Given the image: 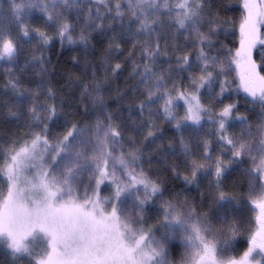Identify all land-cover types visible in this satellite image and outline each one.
Instances as JSON below:
<instances>
[{
    "label": "snow or ice",
    "instance_id": "6c2138e0",
    "mask_svg": "<svg viewBox=\"0 0 264 264\" xmlns=\"http://www.w3.org/2000/svg\"><path fill=\"white\" fill-rule=\"evenodd\" d=\"M104 5H111V0H0V68L8 65L7 86L15 102H31L26 109L28 130L0 140V249L9 264H264V0H242L235 48L220 39L223 36L226 41L235 34V22L213 11L214 7L226 9L225 0H127L126 5L117 2L101 13ZM109 17L113 23L108 31H114L119 21L122 35L135 38L126 60H132L139 47L138 59L143 62L133 61L129 73L135 78L133 90L146 93L136 105L142 122H133V131H141L145 124L156 127L152 109L147 119L143 117L149 105H157L155 115L175 121L178 133L189 128L199 132L204 123L214 126L209 129L214 139L195 145L185 143L181 135L187 174L181 176L172 166V175L186 185L199 186L204 176L212 177L210 185L216 194L210 211H198L187 199L164 200L160 180L142 167L144 147L155 142L157 133L148 131L137 147L133 137L125 139L117 117L105 114L106 102L99 94L110 78L109 69L112 77L119 75L120 63L112 65L105 57L104 82L94 71L84 85L81 100L91 99L92 108L101 114L95 123L65 120L66 130L55 136L52 127L61 123L62 112L55 103L38 102L43 80L35 93L18 91L17 70L23 75L38 67L43 74L49 62L41 51L30 59L25 56L21 63L23 44L35 39L39 49H46L58 40L61 47L66 42L87 51L89 31L105 30L103 21ZM33 18L44 29L51 28L52 34L31 27ZM165 24L178 35L186 34L185 42L195 49L176 56L175 66L162 69L160 41ZM178 47L173 45V51ZM258 47L259 64L253 58ZM111 50L110 43L107 51ZM89 66L85 61V67ZM185 72L188 84L182 76L179 81L173 79V73ZM233 93L250 98L249 112L256 113L254 106L259 104L258 123L237 111L239 100L224 103ZM205 95L211 103L203 102ZM47 98L54 100L52 89ZM180 107L182 116L177 111ZM84 110L88 111L87 106ZM9 115L19 119L16 112ZM230 127L239 131L229 133ZM213 143L220 145L221 155L231 151L227 163L220 157L212 159ZM199 148L203 163L189 159L193 149ZM168 149L175 151L172 144ZM245 158L250 162L243 170L251 178L248 197L229 196L220 190L222 180ZM245 204L253 213L247 227L234 218ZM151 208L159 213L153 223H149ZM241 243L247 246L238 251ZM177 244L183 249L178 260L172 252Z\"/></svg>",
    "mask_w": 264,
    "mask_h": 264
},
{
    "label": "rangeland",
    "instance_id": "374dc122",
    "mask_svg": "<svg viewBox=\"0 0 264 264\" xmlns=\"http://www.w3.org/2000/svg\"><path fill=\"white\" fill-rule=\"evenodd\" d=\"M111 2L112 3L115 2V4L117 2H121V3L123 2L122 4L126 5L127 0H111ZM241 5H242V0H241ZM7 7H8L7 3H4L3 8L6 10ZM121 11L126 13L127 8L122 7ZM111 21L112 19L111 17H109L106 20V24L109 25ZM25 23H29V21H25ZM82 23L83 21H81V24ZM30 24H31V27L33 28L39 27L41 29H44V25L42 24V22L36 18L31 19ZM235 26H237V29H238L239 23L238 24L235 23ZM121 29L122 28H120L118 24V26L115 28V31H112L114 32V35H111L108 37L109 43H107V47L109 46L111 40H114L115 42H117V44L118 42L120 43L122 39H127V40L130 39L131 43L136 42L135 38L130 37L126 34H123L120 36L118 33L121 31ZM44 30L48 31L49 34H52V31H53L51 28L44 29ZM79 31H80V27L78 26L76 28V32H79ZM161 35H162V39L160 41V44H161L162 55L159 58V65L161 66L162 69H167L170 65L175 66L176 56L186 54L189 52H194L195 46L192 45L191 43L185 42L186 34L178 35L175 28L169 29L167 24H165L164 28L162 29ZM236 37L239 39V35ZM143 39L144 37H140V40H143ZM180 41H182L181 44H179ZM165 44L168 45L167 47L168 50H166V48L164 47ZM51 45H53L51 48L48 47L47 49H39L38 41L35 39H33L30 43L23 44L22 47H23L24 52H23V55L20 57L21 63H23L25 56H27L30 59L33 54L39 56L41 51H43L44 55L48 58V61H49L46 64L47 71L41 74L39 68L37 67V68H29V70L23 75H21V73L17 70L14 73V75L19 77L20 79V84L18 85V91H23L25 89H28L29 94L35 93L39 87L38 82L40 80H43L42 88H40L41 94L39 96L38 102L55 103L60 106V109L58 110L62 112V115L60 117L61 123L52 127L51 134L55 136L57 134H62L66 130L63 121L67 120L70 123L75 122V118H73L74 113L71 110H69V108L75 104L74 102H72V100L69 97L64 98L65 101L61 99V95L62 96L64 95L60 93L61 88L63 86L69 85L68 82L73 81L76 84V87H77L76 90L80 96L79 98H81V93L84 89V85L88 84V82H82L81 79L91 78V75L93 74L92 69H94V65H92L91 62H89L88 58L90 57H89V54H87L88 49L86 51L83 46L79 45L76 48H71L68 50L70 51V55H72V61L77 62L78 66H80V64H82V62L84 63L85 61L89 63L90 66L87 68H84L83 70L85 73L84 75H81L79 77V76H75L74 73H71L69 76L67 72H65L64 70H59L58 72L60 73H57V71L56 73L53 71L51 72L52 61L58 58V55L56 56V54L53 53V51L59 45V41L57 40ZM173 45H179L177 50L173 51L172 49ZM217 47H219V45H217ZM69 51L65 52L64 54H68ZM255 53H258V54L256 55ZM259 53H260V49L258 47L256 50H254V57H253L257 61L258 64L261 58ZM138 56L135 59V61L138 63H143L142 61H139ZM123 57H124L123 55L115 57V61L110 62V63H112V65H115L116 60H117V63L121 64L123 62ZM192 58L193 60H195L194 55ZM7 72H8V65H4L2 68H0V140H11L15 137L20 136L23 132L28 130V120H27L26 109L31 106L30 101H25L22 105L15 102L13 90L7 86V82L9 79ZM187 76H188V73L186 74V76H184V80L186 84L189 83ZM232 76L233 77L235 76L234 72L232 73ZM123 79L125 80V78ZM173 79L174 80L180 79L179 73H173ZM50 82H52L51 84L52 86H50ZM60 84H61V88H59ZM142 87L143 86H141V88ZM233 87H235V85H233ZM49 89H52L55 93L54 100L47 98V92ZM66 94L70 96L71 90L67 89ZM99 95L103 99L105 98L104 92L100 93ZM202 99H203V102L206 104L212 102L211 97H208L206 95L202 97ZM248 99L250 98L245 97V94L243 93H240L239 95H237L236 93H233L230 97H226L224 99V103H229L232 101L239 100L240 103H239V107L237 111L239 113L250 116L252 122L258 123L259 120H258V117L256 116V113L260 112V106L259 104H256L254 106L256 109V113L249 112L248 109L253 107V105L247 103ZM79 102L80 104L81 102L84 103L88 108V111H87L88 113L82 117V120L79 123L81 125L86 124V123L94 124L97 116L101 114L92 108L91 99L89 98H85L83 100L80 99ZM180 103L182 104L183 102L181 101ZM114 105L115 104L111 106H114ZM111 106L106 105L105 114L110 113V114H113L115 117H117L115 122L117 124H120V127L123 130L125 139L127 140L128 137H133L136 141L137 147L141 146L142 140L144 139L143 137L148 131L157 132L158 125L164 124V122L167 125L175 124V121L167 122L163 119L162 116L155 115L154 110L157 107V105H149L145 108L143 117L147 119L149 117V110L152 109L153 115L151 116V120L155 123L156 127L149 128L148 125L145 124L141 131L135 132L133 131V122H135L136 125H140L142 122V118H141L139 110L137 108L134 109V108L126 107L124 111H120L121 109H119L117 105H115V107H111ZM177 111L180 113L181 116L184 114V109L182 107L178 108ZM10 112L18 113L19 119L12 118L9 115ZM121 121H123V123H121ZM7 123L13 124V127L9 128L8 126H6L5 124ZM70 123L68 124V126H70ZM5 127H7V129ZM212 127L214 126L208 123H204L203 127L200 128L199 132L193 133L192 129L189 128L183 131L182 133H178L176 137L178 138L177 140H180V137L182 135L185 143H188L190 145H195L196 143H198L199 140H202V139H207V140L214 139L215 133L209 134V129ZM228 131L229 133L238 132L239 129L238 127L237 128L230 127ZM155 147H156V142H148L147 145L144 147L145 162L143 163L142 167L145 169V171L150 177H152L153 179H159L163 187H166L167 178H166V175L164 174V170H161L162 168L161 165H163V163H161V161L158 160L157 158L152 157L153 149H157ZM194 150H195V153L197 154V158L193 157L190 159H197L199 162L203 163L204 161L200 159L203 149L199 148V149H194ZM211 152H212L213 160H215L217 157H220L221 159L225 161V163L228 162L229 157L231 156V151H228L226 155H221L220 145L215 144V143H213L212 145ZM149 157L150 159H148ZM243 163H246L245 167L241 166V164ZM249 166H250V162L247 158H245L241 163L237 165H233L231 170L225 174L222 180L220 190L229 196L240 197V198L246 199L248 197L249 190H250L251 178L243 170L245 168H248ZM180 174L181 176L187 174L186 170L184 169V172L181 171ZM211 179H212L211 176H204L199 181V186H196L197 189L199 190V193H200L199 195H201L199 200H201V202L206 201L209 207V210H205L202 212L210 211V204L213 200L214 195L216 194L214 192L215 186L210 185ZM226 188H228V190H226ZM259 190H260L259 185H257V191ZM107 192H108V189H105L103 194H107ZM172 198L178 199L180 201H184L185 199H187L189 202V205L196 207L193 201L190 200V196L185 191H182V192L177 191V193H174L171 195H164L163 197L164 200L172 199ZM160 202H161V198L158 197L156 204L159 205ZM149 211H150L149 223H153L155 221V218L159 215V213L156 208H151ZM252 215L253 213L250 211L249 206L245 204V205H241L240 209L235 213L234 218L239 219L244 225V227H247V221ZM231 218L233 217H230V219ZM246 246H247L246 243H241L237 250L242 251L243 248H245ZM182 251L183 249L180 247L179 244H177L176 247L172 249V252L177 260L179 259V256ZM0 264H9L8 258L3 253L2 249H0Z\"/></svg>",
    "mask_w": 264,
    "mask_h": 264
},
{
    "label": "trees",
    "instance_id": "16d2710c",
    "mask_svg": "<svg viewBox=\"0 0 264 264\" xmlns=\"http://www.w3.org/2000/svg\"><path fill=\"white\" fill-rule=\"evenodd\" d=\"M226 2V9H216L215 7L213 8L214 12H217L220 16L221 19H230L233 20L235 23H239V20L241 18L243 9L241 5V0H225ZM123 3V2H122ZM115 2L112 3L111 5H104L100 6V11L101 13H105L107 11L108 6H114ZM87 7V6H86ZM93 8L96 7V5L92 6ZM114 14V13H113ZM128 16H125V22L128 20ZM108 19V18H107ZM103 21L105 25V30L102 31H89L90 39H89V47H88V53L89 54V62L94 65L93 72L95 71V74L97 78L104 82V58L107 57L109 62H114L115 57L118 56H124L123 57V62L121 63L122 65V70L120 71L119 75L112 77L111 76V69H109V79L105 82V89H104V95L105 98L103 99L106 102V105L111 106L113 104L117 105L120 111H124L126 107L129 108H137L136 105L139 104L141 100L144 99L146 93H142L141 91H135L133 90L132 86L134 85L135 78L130 77L129 73L133 67V61L137 58L140 52V48L137 47L136 53L137 55L132 58V60H126V57L129 54V51L132 48V45L134 43L130 42V39H122L120 43L115 42L114 40H111V45H112V50L109 53L107 50L109 46L107 47L108 37L111 35H114V32L108 31L106 24V20ZM113 21L110 22L112 24ZM119 21H116V27L118 26ZM115 27V28H116ZM115 31V30H114ZM78 33V32H77ZM95 33V34H93ZM123 33V29L118 33L120 36ZM239 35L237 26L235 27V34L231 35L228 40L224 41V37L221 36L220 39L228 45L230 48H235L238 46V38L236 36ZM182 41L179 42L181 44ZM52 44V43H51ZM49 45L48 47L51 48L53 45ZM60 46V47H59ZM79 45H69L65 42L64 46L61 47L60 43L57 46V48L54 49L53 53L58 55L57 59H54L52 61V70L51 72L59 70H64L67 72V74L70 76L71 73H74L75 76H81L84 75V67L85 62L80 64V66L77 65V62L72 61V55H70V51L68 49L71 48H76ZM117 46L121 49L120 51H117ZM47 47V48H48ZM46 48V49H47ZM68 54H64L65 52H68ZM166 50H168L166 48ZM256 55L258 53H255ZM117 63V60H116ZM112 64V63H111ZM262 72H264V68L261 69ZM185 73H179L180 77H183V83L186 85V82L184 80V76H186ZM93 74L91 75V78H82V82H90L92 79ZM71 78V77H70ZM125 78V80L123 79ZM179 81V79H177ZM69 85L63 86L61 88V84L59 85V88H61L60 93L64 94L63 96L61 95V99L65 101L64 98H70L72 102H74L75 105L71 106L69 110H71L74 113L73 118H75L76 121H81L82 117L86 115L88 112H85V104L79 102L81 98H79V94L77 93V87L76 84L73 81L68 82ZM52 82H50V86ZM67 89L71 90V95L68 96ZM79 91V90H78ZM58 99V98H57ZM55 99V100H57ZM62 101V102H63ZM53 102V101H52ZM111 106V107H115ZM138 109V108H137ZM9 128L13 127V124L7 123L5 124ZM7 129V127H5ZM157 133V139L155 140L156 142V147L155 148H160L163 149L161 151H157V149H153L152 152V157L157 158L158 160L163 163L161 170H164V174L166 175L167 178V183L165 189V194L164 195H171L174 193H177V191H185L187 194L190 196V200L193 201V203L196 205V208L198 211H205L209 210L208 204L206 201L199 200L201 195H199V190L197 189L196 185H186L181 179H178L172 175V166H176L177 171H182L184 172L185 169V157L181 152L180 145H179V140L176 137L178 135L177 130L173 127L172 124H164L158 125V131ZM144 138V137H143ZM144 142V139L142 140ZM172 144L175 147V151H169L168 146ZM197 158V154L195 153V150L193 149V156L190 158ZM189 158V159H190ZM246 163L241 164V166L245 167ZM229 188V187H228ZM226 188V190H228ZM224 189V188H223ZM231 189V188H230Z\"/></svg>",
    "mask_w": 264,
    "mask_h": 264
},
{
    "label": "bare ground",
    "instance_id": "6f19581e",
    "mask_svg": "<svg viewBox=\"0 0 264 264\" xmlns=\"http://www.w3.org/2000/svg\"><path fill=\"white\" fill-rule=\"evenodd\" d=\"M11 110V109H10Z\"/></svg>",
    "mask_w": 264,
    "mask_h": 264
}]
</instances>
